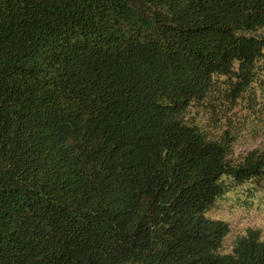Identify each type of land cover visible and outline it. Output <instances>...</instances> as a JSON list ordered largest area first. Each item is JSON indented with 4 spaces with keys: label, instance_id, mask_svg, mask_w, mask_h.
Masks as SVG:
<instances>
[{
    "label": "trees",
    "instance_id": "1",
    "mask_svg": "<svg viewBox=\"0 0 264 264\" xmlns=\"http://www.w3.org/2000/svg\"><path fill=\"white\" fill-rule=\"evenodd\" d=\"M263 66L264 0H0V264H264L208 214L264 148L186 119Z\"/></svg>",
    "mask_w": 264,
    "mask_h": 264
},
{
    "label": "rangeland",
    "instance_id": "2",
    "mask_svg": "<svg viewBox=\"0 0 264 264\" xmlns=\"http://www.w3.org/2000/svg\"><path fill=\"white\" fill-rule=\"evenodd\" d=\"M261 78L264 79V68ZM228 85V79L217 80L205 100L188 109L186 119L211 136H221L226 130L233 134L230 156L238 159L251 149L264 148V84H256V92H247L236 104L228 100ZM252 185L251 191L242 187L232 189L208 212L230 226L221 247L223 253L231 252L234 241L249 228L258 229L264 238V182ZM256 191L259 194L254 196Z\"/></svg>",
    "mask_w": 264,
    "mask_h": 264
}]
</instances>
